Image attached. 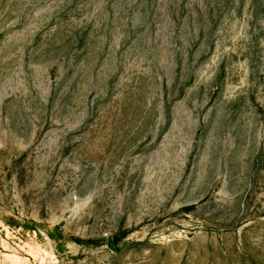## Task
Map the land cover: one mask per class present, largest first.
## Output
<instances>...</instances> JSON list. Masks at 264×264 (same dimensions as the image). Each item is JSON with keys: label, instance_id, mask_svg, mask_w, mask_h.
<instances>
[{"label": "rangeland", "instance_id": "374dc122", "mask_svg": "<svg viewBox=\"0 0 264 264\" xmlns=\"http://www.w3.org/2000/svg\"><path fill=\"white\" fill-rule=\"evenodd\" d=\"M0 264H264V0H0Z\"/></svg>", "mask_w": 264, "mask_h": 264}]
</instances>
